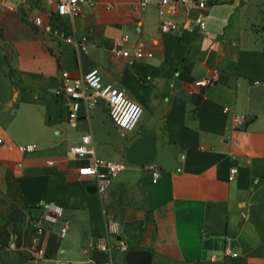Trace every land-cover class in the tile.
Returning a JSON list of instances; mask_svg holds the SVG:
<instances>
[{"label": "crops", "instance_id": "0c3cea01", "mask_svg": "<svg viewBox=\"0 0 264 264\" xmlns=\"http://www.w3.org/2000/svg\"><path fill=\"white\" fill-rule=\"evenodd\" d=\"M57 1L0 0V264H264V0ZM122 39L144 57L113 54ZM93 68L141 105L132 131L58 93ZM92 161L125 164L102 194ZM48 201L63 214L40 256Z\"/></svg>", "mask_w": 264, "mask_h": 264}, {"label": "built area", "instance_id": "2783aa9c", "mask_svg": "<svg viewBox=\"0 0 264 264\" xmlns=\"http://www.w3.org/2000/svg\"><path fill=\"white\" fill-rule=\"evenodd\" d=\"M151 0H137L138 6H145ZM92 0H58L56 5V13L58 16H64L67 14H73L77 11L81 4L90 3ZM197 6L200 9H205L206 3L204 1L197 2ZM170 11H175V7L172 5L169 7ZM203 13H199L196 18V23L199 27L203 25ZM160 29L163 32L166 31H174L177 29V25L172 21H161ZM67 41H71L73 43H77L73 38L67 37ZM124 39H122L118 46L113 48L112 53L115 55H119L122 58H131V59H140L144 57L146 54L143 43L138 42L133 44L129 49L123 46ZM83 47V46H82ZM60 77L62 80V86L59 88V94H66L71 99H73V103L84 102L87 104H91L96 101L104 102L108 107V113L113 121V123L122 131L129 132L132 131L141 114L142 107L141 105L132 100L127 96L123 89L115 87L111 84H103L101 82V77L99 70L96 68L90 69L87 71L82 78L70 80L67 71H61ZM213 82V78H203L197 80L196 84L209 85ZM89 89V91H88ZM133 109H136L135 115L132 114ZM69 117L74 118L75 115L73 110L69 112ZM3 140L0 137V143ZM90 143L89 136H83L80 144L73 147V151L79 156L84 155L87 151V146ZM17 149L21 152L30 151L34 149V145L32 143H27L25 145L17 146ZM100 167L105 168V172L100 171ZM125 168V164L121 162L108 161V162H100V161H92L90 164L85 165L79 169V173L87 174L94 178V186L95 191L99 194H102L107 185L109 184L112 177H114L119 171ZM236 168H230V177H233ZM157 175V171L153 172V180H155ZM44 211L40 216V223L36 222L34 224L35 234L32 238L33 245H35L34 251L37 252L38 255H44V250L42 248H37L36 236L41 233L44 228L41 223L46 222L49 224L57 223L63 214V208L61 205L54 201H48L44 203ZM66 233V224L64 223L59 230V236L63 237ZM104 246V245H102ZM105 247V246H104ZM106 248V247H105ZM55 264H68L67 262H63L61 260H56ZM107 264H113L109 262Z\"/></svg>", "mask_w": 264, "mask_h": 264}, {"label": "water", "instance_id": "95a60500", "mask_svg": "<svg viewBox=\"0 0 264 264\" xmlns=\"http://www.w3.org/2000/svg\"><path fill=\"white\" fill-rule=\"evenodd\" d=\"M127 158H130V153L129 152H127ZM88 189H89V191L94 192L95 191V186L94 185L89 186ZM127 264H149V262H147V261L146 262L128 261Z\"/></svg>", "mask_w": 264, "mask_h": 264}, {"label": "clouds", "instance_id": "9594fccd", "mask_svg": "<svg viewBox=\"0 0 264 264\" xmlns=\"http://www.w3.org/2000/svg\"><path fill=\"white\" fill-rule=\"evenodd\" d=\"M136 111H137L136 109H133V112H132V114H133V115H135V112H136Z\"/></svg>", "mask_w": 264, "mask_h": 264}]
</instances>
